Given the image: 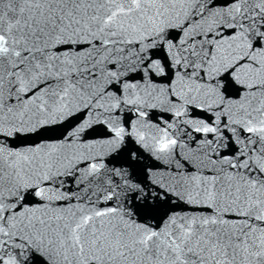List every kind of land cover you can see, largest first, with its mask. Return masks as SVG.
I'll list each match as a JSON object with an SVG mask.
<instances>
[{"label": "snow or ice", "instance_id": "snow-or-ice-1", "mask_svg": "<svg viewBox=\"0 0 264 264\" xmlns=\"http://www.w3.org/2000/svg\"><path fill=\"white\" fill-rule=\"evenodd\" d=\"M0 264H264V0H0Z\"/></svg>", "mask_w": 264, "mask_h": 264}]
</instances>
